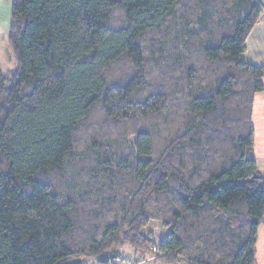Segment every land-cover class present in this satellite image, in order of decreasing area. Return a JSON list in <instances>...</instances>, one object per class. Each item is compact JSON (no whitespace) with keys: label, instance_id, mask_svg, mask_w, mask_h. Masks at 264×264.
Instances as JSON below:
<instances>
[{"label":"trees","instance_id":"1","mask_svg":"<svg viewBox=\"0 0 264 264\" xmlns=\"http://www.w3.org/2000/svg\"><path fill=\"white\" fill-rule=\"evenodd\" d=\"M262 14L256 0H10L0 264L124 250L255 264L264 69L241 56Z\"/></svg>","mask_w":264,"mask_h":264},{"label":"crops","instance_id":"2","mask_svg":"<svg viewBox=\"0 0 264 264\" xmlns=\"http://www.w3.org/2000/svg\"><path fill=\"white\" fill-rule=\"evenodd\" d=\"M256 2L263 14L246 39L245 52L241 56V61L244 64L264 69V0H256ZM9 8L10 0H0V39H6L7 36ZM6 53L10 57L9 50ZM0 67L2 71L1 59ZM14 69L15 65L12 71ZM261 82L264 87V77ZM252 125L254 131L253 158L257 163L259 173L264 175V90L254 96ZM254 260L255 264H264V222L257 229ZM85 264L96 263L94 260H89Z\"/></svg>","mask_w":264,"mask_h":264},{"label":"rangeland","instance_id":"3","mask_svg":"<svg viewBox=\"0 0 264 264\" xmlns=\"http://www.w3.org/2000/svg\"><path fill=\"white\" fill-rule=\"evenodd\" d=\"M7 50H8L7 40L0 39V59H1V65H2V72H4L5 75H7L8 73H11L13 66H14L13 61L10 59V57L7 56V53H6ZM132 140H133L132 136L126 138V141L128 143H131ZM149 256H152V255L149 253ZM128 258H131L135 263H137L139 261L148 259V256L142 257L139 254H135L130 250L129 251L124 250L121 254L120 261L117 264H125L123 260H127Z\"/></svg>","mask_w":264,"mask_h":264},{"label":"built area","instance_id":"4","mask_svg":"<svg viewBox=\"0 0 264 264\" xmlns=\"http://www.w3.org/2000/svg\"><path fill=\"white\" fill-rule=\"evenodd\" d=\"M151 251L153 253L156 252V248H151ZM120 261V258L116 261V264ZM123 262L125 264H157L154 260L153 256H148V259L143 260V261H139L137 263H135L131 258H128L127 260H123Z\"/></svg>","mask_w":264,"mask_h":264}]
</instances>
